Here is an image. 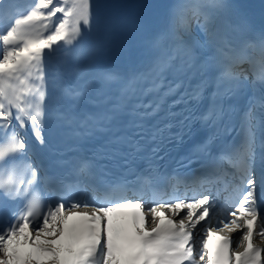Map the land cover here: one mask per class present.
<instances>
[{"label": "snow or ice", "instance_id": "1", "mask_svg": "<svg viewBox=\"0 0 264 264\" xmlns=\"http://www.w3.org/2000/svg\"><path fill=\"white\" fill-rule=\"evenodd\" d=\"M231 8L225 0H179L149 42L145 70L124 78L93 71L126 27L107 6L0 0V264H264V248L252 243L264 239V30L258 39L245 38L248 22L234 18ZM88 36L94 39L85 43ZM64 45L78 54L50 63ZM244 64L253 69L251 79ZM116 80L121 87L115 99L90 96L94 83L107 87ZM257 85L261 94L248 96L237 126L236 101ZM58 86L65 103L50 112L48 89ZM179 105L181 111H173ZM161 112L167 122L149 125ZM207 128L213 131L203 135ZM60 129L71 130L77 141H101L73 166L78 198H65L72 185L37 163ZM233 132L239 144L226 139ZM201 135L194 155L207 171L173 183L160 172V153L173 140ZM117 158L123 172L97 188L94 181L109 175L97 161ZM138 161L145 163L143 171H137ZM161 179L174 189L170 198L147 202L137 196ZM180 182L207 185L217 196L177 195ZM48 185L59 186L56 199ZM229 189L238 198L221 202L219 195ZM217 209L225 215L213 227L210 213ZM237 231L233 248L225 233Z\"/></svg>", "mask_w": 264, "mask_h": 264}, {"label": "bare ground", "instance_id": "2", "mask_svg": "<svg viewBox=\"0 0 264 264\" xmlns=\"http://www.w3.org/2000/svg\"><path fill=\"white\" fill-rule=\"evenodd\" d=\"M181 215H183V213H181ZM224 215H225V214H224V213H221V212L219 211V209L217 210V213H216L215 215H213L212 213H210L211 224H212V226L215 227V226L217 225V217H218V216H219L220 218H224ZM201 223L203 224V223H205V222H201ZM197 228L199 229L200 226L198 225ZM239 235H240V233H239V231H237V232H236V236H239ZM203 236H204V232L201 230V231H199V235H198L197 239H201V240H202ZM253 240H255V241H262L263 239H261V238H259V237H254Z\"/></svg>", "mask_w": 264, "mask_h": 264}]
</instances>
